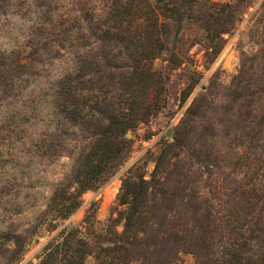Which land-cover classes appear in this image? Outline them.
<instances>
[{"label":"rangeland","instance_id":"rangeland-1","mask_svg":"<svg viewBox=\"0 0 264 264\" xmlns=\"http://www.w3.org/2000/svg\"><path fill=\"white\" fill-rule=\"evenodd\" d=\"M147 1L0 0V264H264V0Z\"/></svg>","mask_w":264,"mask_h":264},{"label":"trees","instance_id":"trees-1","mask_svg":"<svg viewBox=\"0 0 264 264\" xmlns=\"http://www.w3.org/2000/svg\"><path fill=\"white\" fill-rule=\"evenodd\" d=\"M138 1V6L142 5L145 6V13L147 14H154V10L151 9V5L147 0H137ZM168 7V5H165ZM172 10V9H170ZM152 17V16H151ZM131 228L127 227V230L130 231Z\"/></svg>","mask_w":264,"mask_h":264}]
</instances>
